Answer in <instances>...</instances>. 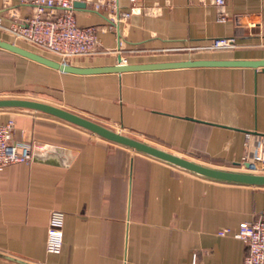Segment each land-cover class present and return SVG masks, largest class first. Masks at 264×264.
Listing matches in <instances>:
<instances>
[{
	"label": "crops",
	"instance_id": "1",
	"mask_svg": "<svg viewBox=\"0 0 264 264\" xmlns=\"http://www.w3.org/2000/svg\"><path fill=\"white\" fill-rule=\"evenodd\" d=\"M99 1L108 2L77 0L76 17L98 26L110 51L78 66L264 59V0H227L225 20L215 0H116L131 12L120 22ZM31 12L0 0L7 25ZM218 37L236 46L191 49ZM0 38L16 40L1 28ZM34 86L52 103L215 166L241 168L249 138L264 135L262 66L74 74L0 48V96ZM2 112L32 158L0 170V264H243L247 243L220 232L262 215L264 187L211 181L45 114ZM54 223L63 232L56 254L47 252Z\"/></svg>",
	"mask_w": 264,
	"mask_h": 264
},
{
	"label": "built area",
	"instance_id": "2",
	"mask_svg": "<svg viewBox=\"0 0 264 264\" xmlns=\"http://www.w3.org/2000/svg\"><path fill=\"white\" fill-rule=\"evenodd\" d=\"M11 0H7L10 2ZM32 6V12L24 18L16 14L11 15V22L4 23L0 16V28L9 32L16 40L26 42L49 51L68 62L71 58L92 56L98 52L110 50L100 49L99 28L96 25H79L76 17L75 2L77 0H21ZM137 8L144 6L145 0H130ZM227 0H215L221 9L220 20H225L223 8ZM108 7L118 22L131 16L129 11H121L116 0L96 2V9ZM236 46L233 37H218L203 46L192 47L198 50H217ZM3 110H0V170L9 164L29 162L32 158V145L29 141L15 139L16 122L13 117L7 121L2 120ZM250 136V135H249ZM246 144V154L243 157L240 169L264 173V135ZM252 141V142H251ZM249 165V168H247ZM222 235L234 234L244 240L248 252L243 264H264V212L258 218L242 221L237 232L226 228L220 232ZM63 247V232L57 223L49 229L47 252L56 254Z\"/></svg>",
	"mask_w": 264,
	"mask_h": 264
},
{
	"label": "water",
	"instance_id": "3",
	"mask_svg": "<svg viewBox=\"0 0 264 264\" xmlns=\"http://www.w3.org/2000/svg\"><path fill=\"white\" fill-rule=\"evenodd\" d=\"M82 2H75V6ZM84 5V4H82ZM0 48L15 52L57 70L74 74H97V73H122L136 70H156L194 66H252L264 67V59H186L176 61L149 62V63H125L120 60L117 64L106 66H78L62 62L40 52L22 46L16 42L0 38ZM20 109L65 121L83 128L103 139L115 144L132 149L137 153L145 154L164 161L173 166L187 170L211 181L264 187V173L238 168H225L208 164L183 154L172 152L147 140L125 133L93 118L77 113L61 105L26 97L0 96V110ZM249 168V165H247ZM12 259H16L10 257ZM23 262L22 260L16 259Z\"/></svg>",
	"mask_w": 264,
	"mask_h": 264
},
{
	"label": "rangeland",
	"instance_id": "4",
	"mask_svg": "<svg viewBox=\"0 0 264 264\" xmlns=\"http://www.w3.org/2000/svg\"><path fill=\"white\" fill-rule=\"evenodd\" d=\"M11 41L16 42L22 46H26L27 48H30V49L35 50L37 52H40L42 54L49 55L51 57H55L61 61V58L58 57L57 55H55L49 51H46L44 49H41L39 47H36V46L26 42L25 40H11ZM88 58H90V57L89 56L74 57V58H71L70 60H68L67 63H73V64L77 65L78 62H86V60H89ZM2 96L26 97V98H34V99H40V100L45 99L44 101L50 102L49 100H46V99H48V97H50L49 94H46V93L44 94V93L40 92L36 86H34L33 88L32 87L31 88L30 87L29 88L24 87L23 89L14 90L13 92H9V94H3ZM28 112H31V111H28ZM35 113H37V112H35ZM118 130H120V129H118Z\"/></svg>",
	"mask_w": 264,
	"mask_h": 264
}]
</instances>
